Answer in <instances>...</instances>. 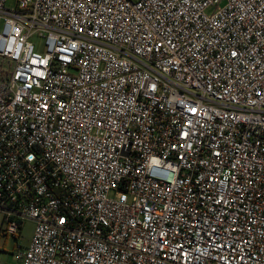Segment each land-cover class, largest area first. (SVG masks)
I'll use <instances>...</instances> for the list:
<instances>
[{"label": "built area", "instance_id": "built-area-1", "mask_svg": "<svg viewBox=\"0 0 264 264\" xmlns=\"http://www.w3.org/2000/svg\"><path fill=\"white\" fill-rule=\"evenodd\" d=\"M6 2L0 230L35 224L20 263L264 264V0Z\"/></svg>", "mask_w": 264, "mask_h": 264}, {"label": "rangeland", "instance_id": "rangeland-1", "mask_svg": "<svg viewBox=\"0 0 264 264\" xmlns=\"http://www.w3.org/2000/svg\"><path fill=\"white\" fill-rule=\"evenodd\" d=\"M16 4V0H7L6 7L13 8ZM2 22V21H1ZM2 23H0L1 27ZM33 41L36 43L40 50L44 48V41L40 37H35ZM35 224L32 221H26L22 228L21 235L5 236L0 230V264H21L17 258L18 248L27 246L34 232Z\"/></svg>", "mask_w": 264, "mask_h": 264}]
</instances>
